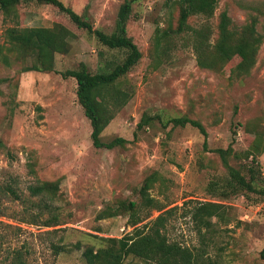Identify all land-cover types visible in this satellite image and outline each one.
Masks as SVG:
<instances>
[{"label":"rangeland","instance_id":"rangeland-1","mask_svg":"<svg viewBox=\"0 0 264 264\" xmlns=\"http://www.w3.org/2000/svg\"><path fill=\"white\" fill-rule=\"evenodd\" d=\"M61 1L108 34L116 29L122 4L132 3L127 31L143 56L120 83L130 100L101 136L106 143L117 137L127 143L114 149L94 146L77 80L61 75L82 65L92 73L109 70L123 62L126 51L100 44L94 34L55 15L50 5L21 4L18 20L0 11V47L15 24L52 28L59 23L73 33L67 51L55 55L56 72L20 73L19 54L7 63L1 56L6 50L0 48V264H15L19 252L22 264H86L83 252L99 246L97 237L122 238L133 231L128 216L105 213H113L122 201L139 202L140 189L152 174V197L166 210L177 208L167 216L170 241L215 264H264V199L255 205L256 194L250 200L245 194L214 196L222 194L229 177L219 151L228 152L230 165L246 174L252 159L246 151L257 134L264 135V0H219L213 16H191L188 31L172 32L167 49H156L155 38L177 29L179 0ZM224 11L234 30L256 18L263 38L255 66L237 79L231 75L239 58L221 70L203 68L193 47L195 31L209 29L212 50ZM183 116L202 123L207 135L190 124L168 122ZM143 117L149 124L138 128ZM257 161L264 182V151ZM39 182L55 184L54 201L47 204L53 205L52 212L45 208L47 198L31 195L29 187ZM203 202L224 208L200 232L193 211ZM53 213L60 225L48 228L43 224ZM159 214L144 208L142 215L149 218L143 224ZM33 218L39 220L30 224ZM62 239L70 251L56 254L53 245ZM125 264L155 263L129 258Z\"/></svg>","mask_w":264,"mask_h":264},{"label":"trees","instance_id":"trees-1","mask_svg":"<svg viewBox=\"0 0 264 264\" xmlns=\"http://www.w3.org/2000/svg\"><path fill=\"white\" fill-rule=\"evenodd\" d=\"M218 2L219 0H179L180 13L177 29L175 31L167 29L158 32L155 38L156 49H167L173 33L181 34L188 31L190 28L188 20L191 16H213ZM31 3L52 6L55 15L64 16L69 23L94 34L100 44L109 49L126 51L127 55L123 62L115 64L109 70L103 72L92 73L83 65L75 70L61 72L64 78H75L77 80L78 99L85 110L86 116L91 121V137L94 146L105 149L125 146L127 140L124 138L117 137L106 143L101 136L115 117L117 110L130 100L131 94L123 89L120 83L143 56L138 45L129 37L127 31V23L132 14V3L126 1L122 4L116 29L111 34L95 29L84 15L78 14L61 0H0V11L6 17L18 20L20 18L18 6ZM256 23L257 19L253 17L252 21L245 27L234 30L231 28V20L227 12H222L218 24V35L211 51H209L207 39L210 37L209 29L196 30L197 40L195 39L193 42V47L196 50L198 64L203 68L213 70L219 68L218 70H221L237 57L240 62L232 70L231 78L237 79L248 74L255 66L263 42L262 36L256 30ZM72 34L67 26L59 23L52 28H23L20 27V24H15L6 30V46L0 47L6 50V53L1 56L3 61L10 63L11 56L18 53L17 57L19 61H22L23 66L20 73L30 71L56 72L55 55L67 51L69 38ZM149 121V118L143 117L138 124V128L148 125ZM168 122H171L174 126L183 127L190 124L198 128L204 135H207L202 123L186 116L175 117ZM231 151H233V148ZM263 151L264 135L257 134L253 145L246 151L248 157L252 159L251 165L247 167L248 173L244 174L242 170L230 165L227 158L228 152L220 150L219 153L228 170L229 177L222 187V194H215L214 196L220 199H228L230 196L245 194L250 200V196L256 194L257 198L254 199L253 204L258 205L264 199V182H261L263 178L261 171L258 169L259 163L257 161L258 156ZM155 182L156 175L152 174L150 178L146 179L140 189L139 202L122 201L113 213H105L106 217L122 214L128 216L129 225L133 228V231L122 238L97 237L100 241L99 246H89L83 252L86 264H125L129 258L141 259L144 262L155 264H215L212 260L206 261L200 252H194L179 242L170 241L166 233L167 216L177 208L166 210L168 206L152 197L149 191L153 188ZM29 189L32 196L47 198L45 208L50 212L54 211L53 205L47 204L54 201L56 195L55 184L39 182L31 185ZM10 190L13 194L15 193L11 187ZM212 190L216 192V189L213 188ZM14 195L20 198L19 195ZM144 208L150 211L156 210L160 214L143 224L149 218L148 215H142ZM223 208L224 205L219 202H203L195 207L193 218L200 226V232H202V227H210L212 218L221 216ZM59 218L58 214L53 213V219L45 221L43 225L48 228L56 227L60 225ZM38 220V218H33L30 224H34ZM62 240V243L53 245L56 254L70 251L69 244L64 239ZM76 246L80 247L79 244ZM260 257L264 260V249L261 251ZM23 262L22 253H17L14 263L22 264Z\"/></svg>","mask_w":264,"mask_h":264}]
</instances>
